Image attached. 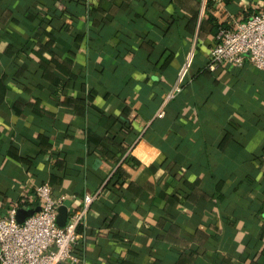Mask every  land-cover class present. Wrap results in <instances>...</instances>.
Instances as JSON below:
<instances>
[{"label": "crops", "instance_id": "1", "mask_svg": "<svg viewBox=\"0 0 264 264\" xmlns=\"http://www.w3.org/2000/svg\"><path fill=\"white\" fill-rule=\"evenodd\" d=\"M73 2L0 0V218L49 182L70 209L99 193L61 264H264V70L207 68L219 25L264 0ZM38 27L72 62L60 100Z\"/></svg>", "mask_w": 264, "mask_h": 264}, {"label": "built area", "instance_id": "2", "mask_svg": "<svg viewBox=\"0 0 264 264\" xmlns=\"http://www.w3.org/2000/svg\"><path fill=\"white\" fill-rule=\"evenodd\" d=\"M248 63L264 70V10L239 20L231 27L219 26L216 42L210 49L207 68L222 65L241 68ZM181 73L167 91L155 117L165 115L166 106L182 91ZM34 195L40 210L23 223L16 220L17 207L0 218V264H61L78 262L74 252L79 239L78 228L99 193L84 195L80 208H69L65 226L57 225L58 208L65 196L54 197L48 182L35 186ZM26 201V200H25Z\"/></svg>", "mask_w": 264, "mask_h": 264}, {"label": "trees", "instance_id": "3", "mask_svg": "<svg viewBox=\"0 0 264 264\" xmlns=\"http://www.w3.org/2000/svg\"><path fill=\"white\" fill-rule=\"evenodd\" d=\"M66 2L69 3L68 6H71L74 3L73 0H64V4H66ZM61 14H62V10L61 9L59 10L58 8H56L54 11H50V13L47 14V16H48L47 18H48V20L51 21V19L59 17ZM219 26H221V25H219ZM40 31L47 38L46 41L42 42V41L36 40L34 43H31L32 44V45H30L31 47L28 46L27 49L30 48L28 52L29 53L33 52L38 56V62L37 63H38L39 68L43 72V79L45 81L51 83V85L54 86L55 94L60 100V98H62V95L70 87L73 79L76 78L75 75L71 71L72 62L66 58L61 59L59 56H57V53L53 49V45H54L53 41H54V35H55L54 33H52V32L47 33L44 30V28L38 27L36 29L33 37L35 36V38L37 39L39 37ZM217 31H218V29H217ZM47 51L52 52L53 56L48 57V56L42 55L43 52L45 54ZM243 67L236 68L235 74L241 75V73L243 71V69H242ZM2 79H0V81ZM169 104L166 106V109L169 106ZM166 109H165V115H166ZM120 176H121V172H120V170H117L113 177L116 179H120Z\"/></svg>", "mask_w": 264, "mask_h": 264}, {"label": "water", "instance_id": "4", "mask_svg": "<svg viewBox=\"0 0 264 264\" xmlns=\"http://www.w3.org/2000/svg\"><path fill=\"white\" fill-rule=\"evenodd\" d=\"M71 206V202L66 200L64 201V203L58 208V215H57V225H59L60 227L65 226L68 216H69V208ZM40 210V207H36V208H30V209H24V208H20L17 210V214H16V220L19 223H23L24 220L31 216L33 213L37 212Z\"/></svg>", "mask_w": 264, "mask_h": 264}]
</instances>
